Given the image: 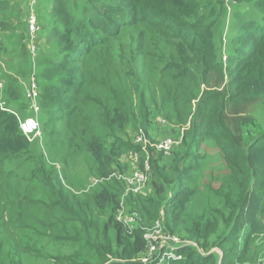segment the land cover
I'll use <instances>...</instances> for the list:
<instances>
[{
  "label": "trees",
  "instance_id": "obj_1",
  "mask_svg": "<svg viewBox=\"0 0 264 264\" xmlns=\"http://www.w3.org/2000/svg\"><path fill=\"white\" fill-rule=\"evenodd\" d=\"M14 2L18 4L13 6ZM28 2L30 0H0V23L3 25L4 18L18 8H25L22 15L27 19L31 12ZM233 3L238 5L239 11L247 9L246 14L250 13L239 32L226 40L223 37L225 5ZM34 10L39 23L43 22L37 34L36 55H31L28 48V28L22 47L25 51L19 60L16 55H21L22 50L13 53L12 47L3 43L1 25L0 57L4 53L9 64L18 70L8 91L14 92L18 87L16 79L20 83L22 79L27 80L24 72L29 74L28 79L34 77L41 114L31 109L30 100L26 103L46 136L60 142L63 138L69 141L67 145L60 143L67 155L61 160L50 150L53 166L46 171L41 162H37L44 160V154H32V147L39 146L42 135L33 140L26 136L21 128L23 121L12 105L18 101L12 100V95L0 97V165L23 160L9 172H6L8 166L3 167L4 176L17 179L20 175L22 180L17 185L24 186L27 182L26 188L34 189L40 197L33 200L39 207L46 205V200L54 201L56 206L72 198L76 200L78 197L66 195L72 194L70 184H75L67 179L72 175H67L65 168L62 174L64 165L61 163L66 165L71 154L80 155L76 142L78 132L84 134L86 125L98 130L84 144L94 157L97 173L107 176L116 162L117 170L123 172L121 158L139 148L127 143L119 132L132 124L135 130L150 137L146 124L150 111L142 103L138 115L133 113L128 83L149 86L154 82L161 90L162 102L172 107L184 136L170 156L152 147L148 149L152 158L147 183L151 197L140 206V225L136 222L129 230L117 215L132 198H143V190L130 192L131 196L123 204L119 199L123 189L116 182L118 195L102 189L90 195L86 202L80 201L86 206L79 207L75 228L78 231L81 228L83 240L95 249L96 259L92 264L110 262L107 254L112 256L109 264H141L132 259L135 252L147 251L150 241L145 235L157 226L163 233L180 235L177 226L184 222L180 215L188 210L196 194L190 187L195 186V181L185 175L186 164L195 154L194 142L198 144L206 137L215 140L232 166L228 190L216 195L227 210L222 226L228 232L222 242L216 244L222 252H210V243H201L209 233L203 237L202 232H195L190 226L185 235L189 239H184L206 251L205 254L192 246H184L175 252L182 261L171 260L170 264L246 263L242 255L249 253L248 244L260 232L257 225L264 217V125L258 118L264 116V0H229V4L226 0H74L70 3L58 0L50 9L47 0H38ZM125 38L129 39L131 48L128 52L116 53L115 43ZM46 58L43 64L41 59ZM91 68L97 72L99 87L106 90V97L102 96L97 102L88 124H84L81 120L87 116V98L84 99V93L82 97V91ZM6 69L7 64L3 70ZM0 86L1 91L5 84L0 83ZM193 101L197 104L192 105ZM251 110L258 114L250 116ZM70 147L72 151L68 152ZM28 162L32 163L31 175L22 176L20 171ZM127 192L128 188L124 193ZM132 208L136 210L133 205ZM103 215H108L106 221H102ZM1 219L6 217L1 215ZM227 240L235 243L230 251L224 248L223 241ZM162 250L163 255L171 252L167 248ZM7 254L14 256H9V264L15 258L18 264H29L24 254L17 257L16 250L9 249ZM67 263L78 264L72 258L58 262Z\"/></svg>",
  "mask_w": 264,
  "mask_h": 264
},
{
  "label": "rangeland",
  "instance_id": "obj_2",
  "mask_svg": "<svg viewBox=\"0 0 264 264\" xmlns=\"http://www.w3.org/2000/svg\"><path fill=\"white\" fill-rule=\"evenodd\" d=\"M31 1L32 0H30V2ZM55 1L58 0H47L49 9L54 7ZM64 1L70 3V1L73 2L74 0ZM226 2L229 4V0H226ZM17 4L18 2H14L13 6ZM78 5L79 3L77 2L75 6L78 7ZM237 7L238 5L236 3H233L231 6L225 5L226 22L223 37H225L226 40L232 39L234 35L239 32L240 26H242L250 13V11H248L249 13L246 14L247 9L239 11ZM24 9L18 8L12 12L13 14L9 15L7 19L4 18L3 25L0 23V26L2 25L3 28L1 30L2 36L4 37L2 41L3 43L7 42V44L12 47L13 53H16L18 49L22 50L25 44L24 36L28 28V23L27 19L22 15V13L24 14ZM43 15L45 16V14ZM4 22L6 24H4ZM41 23H39L40 29L43 28V24ZM37 34L35 35V39L28 44V48L31 50L30 53H32L31 55L34 54V51H32L34 46L36 47ZM30 35L33 34L30 33ZM42 35L43 34H41V37ZM130 48L131 46L128 38L123 39L122 42L115 43L116 53H118L117 51L119 50L128 52ZM24 51L25 49H23L22 52L20 51L21 55L19 53L16 55L19 60ZM3 54L0 57V81H2L5 86L0 91L1 99L12 95V100L16 99L18 101L17 103H12L15 108V110H13L20 115L23 122L29 117L33 118V114H31L32 110L35 112L38 111V115H40L41 110L38 105H35L34 108L31 105V110L30 106L26 103L30 100L28 92L31 78L28 79L29 74L24 72L23 75L27 77V80L22 79L23 82L20 83V81L16 79L18 87H15L14 92L8 91L12 85L13 77H16L15 73L18 72V70L16 66L9 64L7 57ZM11 58L14 61V58ZM47 59L48 58L43 61L41 59V62L44 64ZM15 62L17 63V60H15ZM1 64H4V66H1ZM6 64L7 69L5 72L3 69L6 68ZM88 73V81L82 91V97L84 93V99L87 98V102L85 103V114L87 116L81 120L84 124H88L91 114L94 113V108L98 104L97 102L102 99V96L106 97V90L99 87L100 84L97 81V72L94 71V68H91V71H88ZM6 76L7 78H5ZM153 78L155 79V76ZM29 80L30 82L27 86ZM128 90L129 103L133 104L132 110L135 115H138V109L142 106V103L145 107H148V111H150L146 123L148 129L147 135H150V137H146L145 133L135 130L132 124H128L124 127L123 131L119 132V135L133 147H138L139 150H131L125 157L121 158L120 163L124 167L123 172L117 170L119 167L116 162V165L111 166V171L107 172V176H102V174L97 173L96 167H94V157L91 152L84 147V144L93 134L96 135L98 130L89 125L84 126V134L78 132V142H76L80 146V155L71 154V156L68 157L66 165L61 163V165H64V167L62 166L63 168H61L62 174L65 168L67 170V175H72V178L67 179L76 185L70 184V191L72 194L69 195L66 193V195L67 197H78L76 200L72 198L71 201L63 203L60 206L54 205V201L46 200L44 201L46 205H41L39 207L33 203V200L37 201L40 198L39 195L34 193V189L26 188L27 182L24 183V186L17 185V182L21 183L22 180L20 175L17 176V179L16 177L4 176L3 167L8 166L6 172H9L11 169H16L18 163L19 165L21 163L19 161L23 160H17L15 163L10 164L6 162L0 165V264H9V256L12 258L14 257L7 254L9 249L11 251L16 250L17 257L24 254L26 256L25 258H27L26 262L29 264H58V262H64L70 258L74 259L78 264L81 262L92 264L95 261V249H91L92 247L89 243L83 240L81 228L79 231L75 228L78 209L80 206L83 208L86 206L80 201L86 202L90 195L94 196L101 192L102 189H108L110 193L118 195L117 182L120 184V189H123V192L119 195V199L123 204L126 203L129 199L128 197H130L132 193L128 194L129 196L125 195L124 192L128 187L124 183L123 176L145 173L147 171V163L150 168L152 167L151 153L149 154L148 150L149 147L162 151L165 156H170L172 151L179 146L184 136V131L181 130V126L176 121V116L172 107L162 102V94L159 86L154 82L149 86H145V84L137 85L136 83H128ZM196 104L197 101H193L192 105ZM19 106L25 109L20 110L19 108L21 107ZM257 114L258 111L252 110L249 113L250 116H255ZM258 118L264 125V116L259 115ZM92 120L96 121L94 119ZM41 135L42 140L39 141L38 147H32V154L34 156L44 154V160H42V158L37 160V162L38 164L41 162V165L48 171L49 167L53 166L50 150L53 151L54 157H60L62 160V157L67 155V152L62 151L60 143L67 145L69 141L63 138V142H60V140L46 136L41 130L40 124L38 132L29 135V137L33 140L34 138L41 137ZM138 139H143L150 145L146 147L145 142H139ZM152 144L155 146H152ZM194 147L195 154L191 158V161L189 160L186 164L188 172L185 175L189 177L191 181H195L196 188L194 184H191L190 187L195 190L196 194L188 205V210L180 215V217L184 219V222L177 226V233L181 236H174L170 232L163 233L156 227L148 232L147 239L150 240V244L147 247V251L143 254H140L141 252H135L136 256L132 259V262H140L141 264H170L171 260L182 261L181 257L176 255L175 252L179 251V249L184 246H192L204 255L206 251L204 252L203 249H200L197 245L195 246L192 242L186 240L189 239L186 238L185 235L190 226L195 232L196 230L202 232L203 237H206L205 235L209 233V236L206 237L207 239H202L203 242L201 243H210V252H222L216 244L222 242L223 236L226 234V231L228 232V230H224V226H222L226 218L227 210L223 205V200L216 195L228 190V181L230 179V169L232 166L227 162L223 151L215 145V140L213 138H202L198 144L197 141H195ZM72 148L73 147L68 148V152H71ZM57 163H60V161ZM31 164L30 162L25 165L23 164V170L20 171L22 176L31 175L29 173V169L32 167ZM133 170L137 171V173ZM36 174H38V172H36ZM87 186L90 187L87 189ZM138 188L139 187L136 189ZM143 194V198H132L130 202L124 204L121 212L119 214L117 213V218L123 219L136 213L138 217L133 225L136 222L140 223V206L143 202L147 203L150 201L151 197V189L148 185L143 189ZM27 197L32 198L31 201H29ZM72 201L78 202L77 204H71ZM132 205L136 209L134 211L137 212L132 211ZM87 211L91 214L93 213L91 209H87ZM98 212L99 210L96 209V213ZM1 215L4 218L6 217V219H1ZM107 216L108 215H103L102 221H106ZM176 216L177 215H175V217ZM246 223L251 222L246 220ZM257 228L260 229V232L256 234L253 240L248 244L249 253L246 256L242 255V257L247 260V262L243 264H264V217L261 223L257 225ZM102 238H99V240H102ZM109 238L113 237L109 235ZM223 242L225 243L224 248L226 251H230L235 247L234 242H230L229 240ZM152 247H155V249L151 251L150 248ZM159 248L161 249L159 250ZM164 248L171 250V252L166 251L163 255L161 252ZM107 255V261L109 260L111 262V254ZM61 257L64 258L61 259ZM11 261L12 264H18L16 258ZM112 261L119 262L118 259H113ZM110 262L105 264H109Z\"/></svg>",
  "mask_w": 264,
  "mask_h": 264
},
{
  "label": "built area",
  "instance_id": "obj_3",
  "mask_svg": "<svg viewBox=\"0 0 264 264\" xmlns=\"http://www.w3.org/2000/svg\"><path fill=\"white\" fill-rule=\"evenodd\" d=\"M37 2H38V0H32L30 2L29 8H30L31 12L27 18L29 37H30L31 42L35 39V35L37 33H39V31H40L39 21L37 18V14L34 10V7L37 5ZM30 33H32L33 35H30ZM35 50H36V47L34 46V49L32 50V51H34V54H33L34 56L36 55ZM0 88H1V86H0ZM28 95H29V99L32 103V107L34 108L35 105L37 106V102H36L37 87L35 84L34 77L31 78V84H30ZM36 112H38V111H36ZM22 128H23V131L26 135H30V134H32L38 130V123L35 120H28L26 124L22 125ZM138 141L139 142H145L146 147L148 145H150L148 142L144 141L143 139H138ZM152 146H155V145L152 144ZM150 170H151V168L148 166V163H147V171L145 173L135 174V175H132L130 177L123 176L124 182L128 186V192L127 193H130V192L137 193L139 191H142L146 187V185L149 181L148 176H149ZM135 173H137V171ZM137 187H139V188L136 189ZM142 187H144V188H142ZM137 217H138V215L135 213L134 215H132L130 217L123 218V219H120L118 217V220H122L126 225H128V227H130L129 230H131L133 223L137 220ZM147 236H148V233H146L145 238H147ZM148 241H150V240L148 239ZM154 249H155V247L150 248L151 251ZM160 249L161 248H159V250ZM168 255H169V253H168Z\"/></svg>",
  "mask_w": 264,
  "mask_h": 264
},
{
  "label": "clouds",
  "instance_id": "obj_4",
  "mask_svg": "<svg viewBox=\"0 0 264 264\" xmlns=\"http://www.w3.org/2000/svg\"><path fill=\"white\" fill-rule=\"evenodd\" d=\"M28 120H35L36 121V119L33 117V118H29V119H27V120H25L23 123H22V125L23 124H26L27 123V121ZM37 122V121H36ZM22 125H21V128H22ZM22 131H23V128H22ZM24 132V131H23ZM38 132V130L37 131H35L34 133H32V134H35V133H37ZM32 134H30V135H32ZM26 135V134H25ZM26 136H29V135H26ZM129 193H125V195H128ZM139 225H140V223H139Z\"/></svg>",
  "mask_w": 264,
  "mask_h": 264
},
{
  "label": "crops",
  "instance_id": "obj_5",
  "mask_svg": "<svg viewBox=\"0 0 264 264\" xmlns=\"http://www.w3.org/2000/svg\"><path fill=\"white\" fill-rule=\"evenodd\" d=\"M3 66V65H2ZM5 72H6V70H4ZM5 78H7V76L5 77ZM0 83H2V81H0Z\"/></svg>",
  "mask_w": 264,
  "mask_h": 264
}]
</instances>
